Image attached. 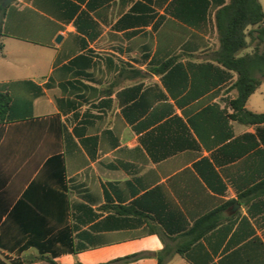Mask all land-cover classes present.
<instances>
[{
    "label": "crops",
    "instance_id": "crops-1",
    "mask_svg": "<svg viewBox=\"0 0 264 264\" xmlns=\"http://www.w3.org/2000/svg\"><path fill=\"white\" fill-rule=\"evenodd\" d=\"M192 6L3 7L0 88L31 115L0 123V264H264V123L232 117L213 27L170 13Z\"/></svg>",
    "mask_w": 264,
    "mask_h": 264
},
{
    "label": "trees",
    "instance_id": "trees-1",
    "mask_svg": "<svg viewBox=\"0 0 264 264\" xmlns=\"http://www.w3.org/2000/svg\"><path fill=\"white\" fill-rule=\"evenodd\" d=\"M3 1L0 0V14L4 10ZM185 1L193 6L171 8V15L195 29L204 30L211 25L217 40L213 61L236 75L233 88L237 96L231 102L232 117L246 124L264 123V113L245 109L247 99L264 80V10L261 4L258 0H174L177 5ZM249 48L251 51H246ZM176 61L177 57L167 58L156 72L161 73ZM18 109L10 94L0 88V123L30 116L31 102L26 112L18 113Z\"/></svg>",
    "mask_w": 264,
    "mask_h": 264
},
{
    "label": "water",
    "instance_id": "water-1",
    "mask_svg": "<svg viewBox=\"0 0 264 264\" xmlns=\"http://www.w3.org/2000/svg\"><path fill=\"white\" fill-rule=\"evenodd\" d=\"M11 0H4L3 1V3H2V7H5L6 6V4L8 3V2H10ZM59 39V38H58Z\"/></svg>",
    "mask_w": 264,
    "mask_h": 264
},
{
    "label": "rangeland",
    "instance_id": "rangeland-1",
    "mask_svg": "<svg viewBox=\"0 0 264 264\" xmlns=\"http://www.w3.org/2000/svg\"><path fill=\"white\" fill-rule=\"evenodd\" d=\"M209 38H211V35L209 36ZM246 51H251V48L247 49ZM262 92H264V91H262Z\"/></svg>",
    "mask_w": 264,
    "mask_h": 264
}]
</instances>
